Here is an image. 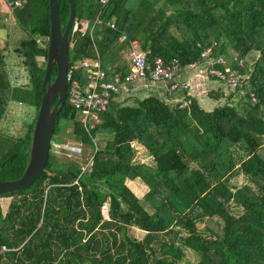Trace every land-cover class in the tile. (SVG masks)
<instances>
[{"label": "trees", "instance_id": "obj_1", "mask_svg": "<svg viewBox=\"0 0 264 264\" xmlns=\"http://www.w3.org/2000/svg\"><path fill=\"white\" fill-rule=\"evenodd\" d=\"M21 3L9 12L24 32L15 52L28 84L11 85L0 49V122L9 102L33 117L21 134L0 133V181L20 178L28 163L47 59L48 0ZM73 11L70 65L99 57L108 78H124L135 40L148 62L175 60L181 70L211 48L239 82L210 111L187 95L179 106L152 93L119 100L117 92L89 133L66 101L52 139L61 120L90 155L51 147L46 171L29 188L0 196L13 198L0 207V264H183L187 251L196 264H264V0H73ZM67 16L60 0L62 30ZM133 143L145 150L143 161ZM237 176L246 183L235 185ZM133 180L147 187L142 197Z\"/></svg>", "mask_w": 264, "mask_h": 264}, {"label": "built area", "instance_id": "obj_2", "mask_svg": "<svg viewBox=\"0 0 264 264\" xmlns=\"http://www.w3.org/2000/svg\"><path fill=\"white\" fill-rule=\"evenodd\" d=\"M4 1L9 10L22 6L21 0ZM101 1L106 3V0ZM95 22L100 23V20L96 19ZM107 25L110 29H114L113 24L108 23ZM87 29H89L88 22L80 23V31L85 32ZM125 40V35L118 38L119 42ZM146 55L147 53L142 51L138 41H130V68L124 78L118 76L108 78L101 69L99 57L93 60L76 61L72 65H68L66 101L79 116V124L84 131L89 133L94 126L99 124V116L105 112L111 96L122 90H127L128 85L132 82L147 81L152 84H161L167 96L172 95L174 91L187 90V84L179 80L181 69L175 60L165 63L161 58H155L152 62H148ZM200 63L206 64L204 70L206 75L215 78L217 82L230 87L238 84V71L225 65L222 56H212L211 48L201 51L198 60L187 65L184 69H193ZM216 64L223 65V68L214 67ZM238 64L242 65V59L238 60ZM77 72L79 75L75 78ZM252 100H254L253 94ZM177 102L181 106L187 104L189 99ZM1 250H4V247Z\"/></svg>", "mask_w": 264, "mask_h": 264}, {"label": "rangeland", "instance_id": "obj_3", "mask_svg": "<svg viewBox=\"0 0 264 264\" xmlns=\"http://www.w3.org/2000/svg\"><path fill=\"white\" fill-rule=\"evenodd\" d=\"M10 10L7 9L2 1H0V15L3 17L1 19L4 26L0 28V49L2 50V55L4 57V64L6 71L9 74V79L11 81L12 86H23L28 84V77L27 72L22 66V63L20 61V58L15 52V49L18 47L19 41L23 39L24 32L21 31L19 26L16 24L15 20H13L12 16L10 15ZM39 61H43L41 58L38 59ZM198 71V69H196ZM195 71V70H194ZM184 73H188V70L184 71ZM189 74H192L190 72ZM201 75L205 76L206 72L201 71ZM221 86H220V85ZM217 87L219 96L221 97L219 100L215 101L214 99H211L209 103H199L201 108L204 109V111H210L214 106L222 104L224 102V99L230 96L231 93V87L227 86L225 84L219 83ZM156 86L153 84L147 82V81H136L132 82L128 85V90H122V93L119 95V100H123L124 98L132 97L135 94L139 93L140 98H144L148 96L150 89H155ZM33 117V109L26 108L20 104H17L16 102H9L7 107L5 108L2 120L0 122V133H4L7 135H13L16 136L18 134H21L25 131L24 122H28ZM142 125L146 126L148 123L145 120V118L139 119ZM66 126V125H65ZM69 135V138H67ZM67 136V137H66ZM71 137V126L68 125L67 127H64V124L60 120L59 122V131L58 135H56L52 139V149L53 151L57 152L59 149H62L65 151L66 154L69 156H76L79 157L80 155H84L85 157H88L89 154V148H82L76 143L75 141L70 139ZM60 138H66V144L65 146L58 145L60 143ZM102 141L108 140L105 136L98 137ZM94 141H96L94 139ZM135 145V144H134ZM137 148V154L136 159L139 161H143V154H145V150L142 148L141 145L136 144ZM82 153V154H81ZM232 181L235 185L241 186L244 183H246V180L243 178V176H237L235 178H232ZM128 185L130 186L131 190L138 196L142 197L144 193L147 191V187L141 183L139 180H133L132 182H128ZM13 198H0V207L2 212L5 211L6 206L10 201H12ZM106 203L101 208V214L103 218L106 219ZM201 228L202 225H199ZM133 235H135L136 238H140L141 234L137 230L133 231ZM196 257L193 253L190 251L186 252L185 259L182 261L183 264H196Z\"/></svg>", "mask_w": 264, "mask_h": 264}, {"label": "water", "instance_id": "obj_4", "mask_svg": "<svg viewBox=\"0 0 264 264\" xmlns=\"http://www.w3.org/2000/svg\"><path fill=\"white\" fill-rule=\"evenodd\" d=\"M59 1L48 0L47 59L45 75L41 84L42 97L33 128L28 163L20 178L12 181H0V196L29 188L46 171L54 128L61 109L66 103L69 31L75 19L73 0H66L68 19L62 30L58 17ZM54 66L56 75L52 79Z\"/></svg>", "mask_w": 264, "mask_h": 264}, {"label": "crops", "instance_id": "obj_5", "mask_svg": "<svg viewBox=\"0 0 264 264\" xmlns=\"http://www.w3.org/2000/svg\"><path fill=\"white\" fill-rule=\"evenodd\" d=\"M205 68H206V64L200 63L197 66H195L193 69H183L180 71V79L179 80L181 82L183 81L187 84V90L185 92L186 94L183 91H174L172 93V95L167 96L165 93L164 87L161 84H153L156 87H155V89H150L149 93H152V94L156 95L157 97L162 98L163 100H167L171 104H174L177 101L183 100L186 95L189 96L190 98L196 99L198 103H201V102L204 104L209 103L210 101H212L211 100L212 96H215L216 93L219 96L220 93H218L217 87L220 84H219V82L212 79L208 75H205V76L201 75V71H204ZM196 69H198V71ZM186 70H188L187 74L184 73V71H186ZM190 72H192V74H189ZM217 84H219V85H217ZM215 101H217V100H215ZM134 144L136 145V143H133V145ZM130 182H132V181H130Z\"/></svg>", "mask_w": 264, "mask_h": 264}]
</instances>
